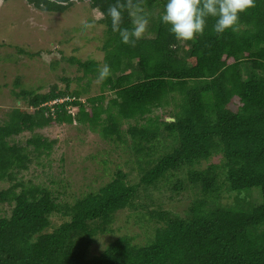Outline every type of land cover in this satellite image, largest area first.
I'll use <instances>...</instances> for the list:
<instances>
[{
  "label": "trees",
  "instance_id": "1",
  "mask_svg": "<svg viewBox=\"0 0 264 264\" xmlns=\"http://www.w3.org/2000/svg\"><path fill=\"white\" fill-rule=\"evenodd\" d=\"M88 1L101 12L115 2ZM165 3L141 0L154 35L126 45L103 16V59L68 58L89 80L110 67L100 95L84 101L68 76L66 87L14 91L22 104L0 124V264H264V0L235 31L217 35L210 18L185 55L160 21ZM75 122L116 145L118 162L101 159L109 181L70 195L66 178L56 191L27 180L34 158L62 148L41 130ZM177 199L181 210L167 207Z\"/></svg>",
  "mask_w": 264,
  "mask_h": 264
},
{
  "label": "rangeland",
  "instance_id": "2",
  "mask_svg": "<svg viewBox=\"0 0 264 264\" xmlns=\"http://www.w3.org/2000/svg\"><path fill=\"white\" fill-rule=\"evenodd\" d=\"M157 12L156 10L155 17ZM101 18V11L91 8L88 0H73L72 6L63 12L36 9L29 0H0V124L6 117V111L22 104L14 91L32 88L47 92L53 84L66 87V83L61 80L63 76L74 80L71 87L81 90L84 101L101 94L103 80L97 82L98 78L89 80L83 77L78 66L68 60L71 56L103 59L104 51L101 47L106 33ZM153 21L144 36L154 35ZM85 22L91 23L92 27L85 28ZM186 43L181 42V55H185V50L189 48ZM22 50L26 52H21ZM17 79L21 82L19 86H16ZM40 87L42 88L37 89ZM105 96L104 104L107 105L113 93L106 90ZM239 105L238 97H233L232 107L237 109ZM71 110L76 112L77 108L71 107ZM133 122L134 120L124 121L123 130ZM41 133L59 139L58 146L62 145V148L58 150L56 147L51 155L34 158L27 171H23L27 180L31 179L34 183L46 185L56 191L66 178L67 184L69 183L66 194L86 192L89 187L98 189L109 181L110 177L105 173L101 159L109 155L111 159L119 161L117 153L109 154L116 147L115 144L76 122L46 127ZM33 134L25 132L20 136L21 143L26 145L27 139ZM63 153H66L64 160L61 159ZM40 160L50 162L51 166L43 168L38 164ZM120 161L123 162L124 159ZM55 181H60L61 184L58 185ZM167 204L168 208L176 211L183 208L178 199ZM124 218L121 216V221Z\"/></svg>",
  "mask_w": 264,
  "mask_h": 264
},
{
  "label": "clouds",
  "instance_id": "3",
  "mask_svg": "<svg viewBox=\"0 0 264 264\" xmlns=\"http://www.w3.org/2000/svg\"><path fill=\"white\" fill-rule=\"evenodd\" d=\"M254 3L255 0H166L160 21L168 26V31L177 41H194L205 33L210 18L215 21L213 31L217 35L235 31L241 14L252 8ZM125 14L129 19L128 26H122ZM101 16L110 18L112 32L118 33L122 43L132 46L143 38L150 24L141 0H115L101 12ZM84 27L90 28L92 24L85 22ZM109 74L110 67L104 65L97 82Z\"/></svg>",
  "mask_w": 264,
  "mask_h": 264
},
{
  "label": "water",
  "instance_id": "4",
  "mask_svg": "<svg viewBox=\"0 0 264 264\" xmlns=\"http://www.w3.org/2000/svg\"><path fill=\"white\" fill-rule=\"evenodd\" d=\"M169 119H170V120H173V118H169ZM169 119H168V120H169Z\"/></svg>",
  "mask_w": 264,
  "mask_h": 264
}]
</instances>
